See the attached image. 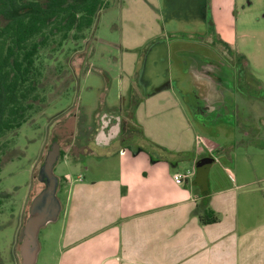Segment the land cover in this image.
I'll return each instance as SVG.
<instances>
[{
	"label": "rangeland",
	"instance_id": "374dc122",
	"mask_svg": "<svg viewBox=\"0 0 264 264\" xmlns=\"http://www.w3.org/2000/svg\"><path fill=\"white\" fill-rule=\"evenodd\" d=\"M87 36L80 41L66 40L61 47L53 44L51 46L57 48L54 51L41 50L44 64L41 109L32 113L19 129L2 138L7 143L1 159L0 193L6 192L9 196L0 204V264L20 262L17 232L27 217L31 198L42 187L37 172L50 143L48 135L51 133L54 137L55 134L62 140L64 136L69 137L63 141L67 154L56 164V175L70 172L74 176L77 171L89 175V168L93 169L101 159L98 154L104 155L113 147L86 148L88 152L80 154L76 170L70 165L73 153L83 148L75 145L81 143L86 133L94 139L103 119L108 127L118 122L124 134L140 133L131 122L136 124L140 99L150 92L154 97L152 134L160 138V143L173 139L178 129L187 128V134L208 138L221 148L229 147L238 152V157L247 153L256 164L264 161V0H109L107 7L99 11ZM222 36H230L234 50L242 54L244 60L226 56L233 64L221 70L226 78V85L221 87L226 88V102L220 105L222 125L214 128L213 120L217 119L218 111L212 114L206 111L198 97L199 90L186 72L197 67L206 56L219 64L227 63L213 50L216 37ZM221 52H226L222 46ZM134 56L135 63L131 61ZM240 63H244L243 69ZM120 69H130L126 84L129 88L123 95L118 85ZM135 69L139 71L137 74L133 72ZM101 70L107 72V76L103 73L97 76ZM135 81L141 83L138 97L131 93ZM167 84L174 90L165 94V101L159 89H166ZM183 87L187 90L183 91ZM73 106L79 119L75 112L68 114ZM108 127H105V135L111 133ZM71 140L73 146L69 145ZM132 143L151 156L155 152L168 154L156 143L146 148ZM202 149L205 152L207 148ZM235 164L231 166L234 170L243 163L240 160ZM177 167L183 169L180 172L191 167L192 177L195 175L191 160H183ZM64 187L65 182L57 193L62 201ZM56 222H50L39 231L42 249L36 264H45V251L53 248V238H45Z\"/></svg>",
	"mask_w": 264,
	"mask_h": 264
},
{
	"label": "crops",
	"instance_id": "0c3cea01",
	"mask_svg": "<svg viewBox=\"0 0 264 264\" xmlns=\"http://www.w3.org/2000/svg\"><path fill=\"white\" fill-rule=\"evenodd\" d=\"M228 38L216 37L234 50ZM135 59L131 61L135 63ZM128 70L120 69V95L129 88ZM137 70L133 72L137 74ZM102 73L107 76L102 70L96 75L101 77ZM135 84L131 92L138 97L141 83ZM159 90L166 101L165 94L174 89L167 84ZM153 98L150 92L140 99V111L138 107L135 113L138 120L131 122L138 127L137 135L120 132L123 128L118 122L108 127L103 119L94 139L86 133L81 139L84 145H75L83 148L73 153L70 165L76 170L80 156L88 152L86 148H113L98 154L101 159L89 168L87 177L80 171L74 176L70 172L62 175L72 179L65 180L61 218L59 215L45 238H53V248L43 256L45 264H264V161L256 164L247 153L238 157L229 147L187 134V128L178 129L173 139L160 143L152 134ZM105 105L109 107L107 102ZM105 127L111 133L105 135ZM132 142L142 148L156 143L168 154L155 152L151 156ZM202 145L207 152H202ZM203 156L212 159L205 190L195 183V175L175 183L173 173L183 170L178 169L179 162L187 159L195 166ZM240 160L243 164L232 169ZM78 174L82 178L75 180ZM208 206L218 220L203 224L198 212Z\"/></svg>",
	"mask_w": 264,
	"mask_h": 264
},
{
	"label": "trees",
	"instance_id": "16d2710c",
	"mask_svg": "<svg viewBox=\"0 0 264 264\" xmlns=\"http://www.w3.org/2000/svg\"><path fill=\"white\" fill-rule=\"evenodd\" d=\"M108 3L109 0H0V169L7 143L2 138L19 129L44 101L41 50L54 51L57 48L51 45L61 47L70 39L85 40L99 11ZM73 108L68 114L74 115ZM68 138H57L58 162L66 154L63 141ZM48 139H53L51 133ZM58 177L57 193L66 180ZM8 196L0 193V204ZM198 219L209 224L217 221L218 215L208 206L198 212Z\"/></svg>",
	"mask_w": 264,
	"mask_h": 264
},
{
	"label": "water",
	"instance_id": "95a60500",
	"mask_svg": "<svg viewBox=\"0 0 264 264\" xmlns=\"http://www.w3.org/2000/svg\"><path fill=\"white\" fill-rule=\"evenodd\" d=\"M57 138L54 136L48 144L37 172V179L42 183V187L31 198L27 217L17 232L19 264H36L40 250L39 231L50 222L56 221L62 209L61 200L57 195L59 177L54 172L60 156ZM211 162L212 159L203 156L195 164L194 181L201 190L208 187L207 173Z\"/></svg>",
	"mask_w": 264,
	"mask_h": 264
},
{
	"label": "flooded vegetation",
	"instance_id": "af4514ba",
	"mask_svg": "<svg viewBox=\"0 0 264 264\" xmlns=\"http://www.w3.org/2000/svg\"><path fill=\"white\" fill-rule=\"evenodd\" d=\"M214 45V52H216L219 56V59L222 60L226 59L227 63L222 62L219 64V61H215V59H209V57H205L206 59L201 60V63H197V67H192L189 72L187 70L186 73H189V75L192 77L194 84L196 85V88L199 90V98L204 103L206 111L210 114L213 112H217V119H214L213 121L216 123V127L222 125L220 123V112L222 103L226 102L224 99L226 88H222V86L226 85V78H224L221 74V70L223 67L227 66L229 68L232 67L233 63H229L228 57H234V60H240L242 57L239 56V54H236L234 50L226 45L221 44L219 40L216 39V43ZM221 46L222 48L227 52H221ZM238 55V56H237ZM244 60V59H243ZM232 62V61H231ZM244 63H240V68L243 69ZM239 68V67H238ZM240 72H245L244 70H239ZM184 84L186 83L185 79L183 80ZM187 84V83H186ZM229 89V88H228ZM183 87V91H186ZM200 90H202V94L200 93ZM236 94V93H235ZM226 114V112H225ZM238 124V123H237ZM240 124V123H239ZM208 129H211V127H207Z\"/></svg>",
	"mask_w": 264,
	"mask_h": 264
},
{
	"label": "built area",
	"instance_id": "2783aa9c",
	"mask_svg": "<svg viewBox=\"0 0 264 264\" xmlns=\"http://www.w3.org/2000/svg\"><path fill=\"white\" fill-rule=\"evenodd\" d=\"M227 174L230 176V178L233 179V176L230 172H227ZM193 175V169L192 168H186L184 172H175L172 175L173 180L175 181V183H182L184 180H186L187 178H189L190 176ZM66 179H70V176H66ZM82 175L80 174L78 176V178L76 179H81Z\"/></svg>",
	"mask_w": 264,
	"mask_h": 264
}]
</instances>
